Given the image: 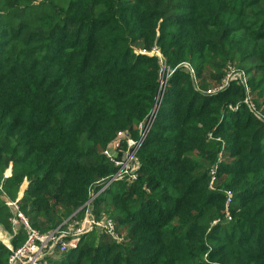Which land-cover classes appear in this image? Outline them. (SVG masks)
<instances>
[{
  "label": "trees",
  "instance_id": "obj_1",
  "mask_svg": "<svg viewBox=\"0 0 264 264\" xmlns=\"http://www.w3.org/2000/svg\"><path fill=\"white\" fill-rule=\"evenodd\" d=\"M147 128L134 176L93 203L119 240L94 228L48 262L264 264V0H0L14 248L2 192L39 234L67 232L119 171L105 151Z\"/></svg>",
  "mask_w": 264,
  "mask_h": 264
},
{
  "label": "built area",
  "instance_id": "obj_2",
  "mask_svg": "<svg viewBox=\"0 0 264 264\" xmlns=\"http://www.w3.org/2000/svg\"><path fill=\"white\" fill-rule=\"evenodd\" d=\"M234 78L235 76L233 77V79ZM147 133L148 128L145 129L141 140L136 144L129 140V146H131L129 151H131V148L134 146H137V151L143 143ZM105 155L110 158L116 164V166L120 168V162L115 161L110 156L109 150L105 151ZM116 177L117 174L108 182H114L116 180ZM108 182L104 187L102 186L103 188L100 190V192H93L95 194L92 193L89 200L83 206V209H86L87 211L86 218L80 225V228L76 230V234L74 235L77 238L76 243H72L69 247H66L64 241H62V239H66L69 236L71 237L68 232L56 230L48 235L39 234L37 230L31 227L28 219L20 211V208L17 203L15 201L10 200L6 196V194L2 192V197L5 200V204L12 212L10 222L12 224L13 230L16 232L20 229V227H22L26 236L24 243L20 247L12 248L6 246L11 253L8 260V264H50L49 262H46L45 256L51 254L52 249L55 246L61 245L62 252L68 253L70 250L76 249L78 247L81 236L92 231L94 228L102 229L113 239L119 240V237L115 231L114 224L111 220H106L98 223H96L94 220L93 203L98 194L108 188Z\"/></svg>",
  "mask_w": 264,
  "mask_h": 264
},
{
  "label": "rangeland",
  "instance_id": "obj_3",
  "mask_svg": "<svg viewBox=\"0 0 264 264\" xmlns=\"http://www.w3.org/2000/svg\"><path fill=\"white\" fill-rule=\"evenodd\" d=\"M237 77H242L241 75H237L235 76V78ZM126 135H123V137H125ZM128 146H129V142H127ZM131 146H129L130 149ZM126 150L123 147V144L121 143L120 140H117L109 149V154L110 156L117 162H120V168L119 171L117 172V177L115 181H123V180H131V177L134 176L135 171L138 169V163L135 159V151H129ZM128 178V179H127ZM113 183V182H112ZM97 193V192H95ZM93 193V194H95ZM80 226H72L68 229V234L71 235V237L69 236L66 239H62V241H64V244L66 245V247H69L72 243H76V237L74 236L76 234V230L79 229ZM12 241H13V236L3 227L0 226V242L5 244L6 246L9 247H13L12 245ZM66 253L62 252V246H55L52 249L51 254L46 255L45 259L46 262L50 261L52 259L53 262H55L56 260L60 259L63 257V255Z\"/></svg>",
  "mask_w": 264,
  "mask_h": 264
},
{
  "label": "water",
  "instance_id": "obj_4",
  "mask_svg": "<svg viewBox=\"0 0 264 264\" xmlns=\"http://www.w3.org/2000/svg\"><path fill=\"white\" fill-rule=\"evenodd\" d=\"M162 96H163V90H160V92H159V94H158L157 102H156L155 111H154V113H153V115H152L151 117H154V116L156 115L157 110H158V108H159V106H160V102H161ZM136 147H137V146L132 147V148H131V151L136 150ZM106 184H107V183H105V184L103 185V187H104ZM108 184H111V182H108ZM103 187H102V188H103Z\"/></svg>",
  "mask_w": 264,
  "mask_h": 264
}]
</instances>
